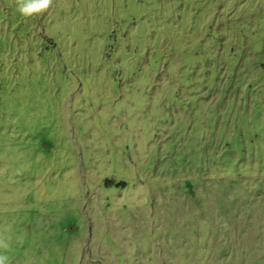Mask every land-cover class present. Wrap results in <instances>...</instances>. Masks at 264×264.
Listing matches in <instances>:
<instances>
[{
	"label": "rangeland",
	"instance_id": "1",
	"mask_svg": "<svg viewBox=\"0 0 264 264\" xmlns=\"http://www.w3.org/2000/svg\"><path fill=\"white\" fill-rule=\"evenodd\" d=\"M0 255L264 264V0H0Z\"/></svg>",
	"mask_w": 264,
	"mask_h": 264
},
{
	"label": "clouds",
	"instance_id": "2",
	"mask_svg": "<svg viewBox=\"0 0 264 264\" xmlns=\"http://www.w3.org/2000/svg\"><path fill=\"white\" fill-rule=\"evenodd\" d=\"M17 3L21 14L30 16L46 10L52 4V0H17ZM6 259V256L0 255V264H5Z\"/></svg>",
	"mask_w": 264,
	"mask_h": 264
},
{
	"label": "trees",
	"instance_id": "3",
	"mask_svg": "<svg viewBox=\"0 0 264 264\" xmlns=\"http://www.w3.org/2000/svg\"><path fill=\"white\" fill-rule=\"evenodd\" d=\"M122 184H124V182H122Z\"/></svg>",
	"mask_w": 264,
	"mask_h": 264
}]
</instances>
